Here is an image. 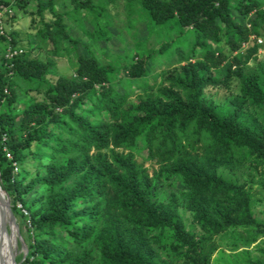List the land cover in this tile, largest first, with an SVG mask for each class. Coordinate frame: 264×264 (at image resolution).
<instances>
[{
	"label": "trees",
	"instance_id": "16d2710c",
	"mask_svg": "<svg viewBox=\"0 0 264 264\" xmlns=\"http://www.w3.org/2000/svg\"><path fill=\"white\" fill-rule=\"evenodd\" d=\"M121 1L0 0L47 50L19 46L0 14V184L27 247L16 264H214L227 232L241 264H264L250 256L264 237V0ZM111 5L133 36L144 23L131 55L108 54ZM210 87L235 92L219 103Z\"/></svg>",
	"mask_w": 264,
	"mask_h": 264
},
{
	"label": "rangeland",
	"instance_id": "374dc122",
	"mask_svg": "<svg viewBox=\"0 0 264 264\" xmlns=\"http://www.w3.org/2000/svg\"><path fill=\"white\" fill-rule=\"evenodd\" d=\"M118 2L121 4V0H118ZM111 12L114 14V26L111 30L113 32V37L109 41L106 46L108 47V54L110 57H116L120 55H124L125 53H129L130 55L133 54L135 42L138 40H143L146 38V29L144 26V23H139L138 27L136 29L135 35L133 36L131 32H128L123 26L125 24V11L121 8H116L113 5L110 6ZM4 12L0 13L3 14ZM118 14V15H117ZM2 26L6 30V32H15L16 33V39L18 41L19 46L29 50L32 49V55H39V54H45L46 51V45L45 42H43L42 38L36 33L37 29L32 27L31 17L25 13H23L22 10H19L17 7L13 8L11 11H7L6 14L2 15ZM45 18L47 20H52L53 16L51 13L46 12ZM85 26L87 29L91 30L92 25L89 22H85ZM69 27L72 31V33L77 36L81 37L83 43L80 44L79 50L81 52H86L87 49L85 45L89 44L91 42L89 37H86L81 30L75 26L73 23L69 24ZM119 32L123 34V38L119 36ZM101 46L104 44H100ZM264 58V48H262L259 51L258 59ZM57 69L61 73L69 74L71 73V66L70 61L67 57H54ZM255 60H252L249 63V67L255 66ZM234 87L231 89L228 88H215L210 87L206 90V96L213 98L215 101L219 103H224L228 96L230 94H233ZM142 148V144H139L138 149L140 150ZM145 156V151L141 150V153L136 154V158L139 162L144 163V166L148 168L149 172L152 173L153 169L156 168V165L151 163L150 161H144L143 157ZM264 176V173H263ZM182 185V184H179ZM0 191L4 194L3 199H5L6 203V209L8 213V219L7 222H5V225L7 227V231L9 235L13 237L15 248L14 250L9 248L8 255L10 256V252L15 253L16 256L21 252H26L25 246L22 244L20 245L19 237L17 236V222L16 219L13 218V216L9 212L7 198L0 187ZM162 196L169 195L170 188L167 186L162 188ZM253 193L255 194V198L257 200L256 207L254 209V213L256 216L264 220V190L259 186L258 183L253 188ZM262 199V200H261ZM184 219L186 222V225L188 228L192 226V219L189 216V213L182 209ZM15 220V221H14ZM18 230L20 232V227L18 226ZM4 242L7 241L6 234L7 232H4ZM21 235V233H20ZM22 237V236H21ZM217 241L220 244V250L216 252V255L214 257V264H241V262L244 260V255L241 252L242 248H238L235 250V246L231 244L230 240V232L221 234L217 237ZM6 243V242H5ZM257 244V245H256ZM250 247V256L251 257H264V254L259 251L258 247L264 248V237H260L258 242ZM11 249V250H10ZM179 264V263H178ZM184 264V263H180Z\"/></svg>",
	"mask_w": 264,
	"mask_h": 264
},
{
	"label": "bare ground",
	"instance_id": "6f19581e",
	"mask_svg": "<svg viewBox=\"0 0 264 264\" xmlns=\"http://www.w3.org/2000/svg\"><path fill=\"white\" fill-rule=\"evenodd\" d=\"M3 196L4 194L0 191V261L4 259L6 262H9L10 256L8 255L7 252L9 248L14 250L13 247L15 248V243L13 237L9 235L8 231L6 234L7 236L6 238L7 241H5L6 243L4 242L3 239L5 233L2 231L1 224L7 222L8 219L6 203H5V199H3Z\"/></svg>",
	"mask_w": 264,
	"mask_h": 264
},
{
	"label": "water",
	"instance_id": "95a60500",
	"mask_svg": "<svg viewBox=\"0 0 264 264\" xmlns=\"http://www.w3.org/2000/svg\"><path fill=\"white\" fill-rule=\"evenodd\" d=\"M0 187L2 188L1 184H0ZM2 190H3V188H2ZM3 191H4V193L6 195V198H7L9 212L13 216V218H15L14 217V214L12 212V209H11L9 195H8V193L5 190H3ZM1 228H2V231L3 232H7V227H6L5 223H2L1 224ZM17 236L19 237V240L21 241L22 245L25 246V248H26V252H25V255H26L27 254V247H26V244L24 243V241H23V239H22V237L20 235V232L18 230V225H17ZM16 263H17L16 254L15 253H12V252H10V260H9V262H6L4 259H2L0 261V264H16Z\"/></svg>",
	"mask_w": 264,
	"mask_h": 264
},
{
	"label": "built area",
	"instance_id": "2783aa9c",
	"mask_svg": "<svg viewBox=\"0 0 264 264\" xmlns=\"http://www.w3.org/2000/svg\"><path fill=\"white\" fill-rule=\"evenodd\" d=\"M258 42H259L260 44H264V40H263L262 38H259V39H258ZM17 52H18L17 50L12 51V50L9 48V49H8V52H7V55L12 56L13 54H16ZM8 157L11 158V154L8 153Z\"/></svg>",
	"mask_w": 264,
	"mask_h": 264
}]
</instances>
